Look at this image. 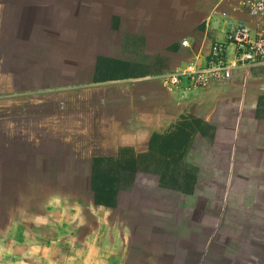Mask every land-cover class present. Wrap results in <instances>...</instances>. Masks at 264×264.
<instances>
[{"label":"crops","instance_id":"1","mask_svg":"<svg viewBox=\"0 0 264 264\" xmlns=\"http://www.w3.org/2000/svg\"><path fill=\"white\" fill-rule=\"evenodd\" d=\"M234 6L0 0V98L33 99L0 112V264H264V66L190 101L159 78L203 64L225 36L216 16L247 17ZM48 9L71 22L55 42L67 75L51 81L46 26L17 30ZM180 129L187 147L162 183L157 136ZM112 176L132 179L96 202L90 178Z\"/></svg>","mask_w":264,"mask_h":264},{"label":"built area","instance_id":"2","mask_svg":"<svg viewBox=\"0 0 264 264\" xmlns=\"http://www.w3.org/2000/svg\"><path fill=\"white\" fill-rule=\"evenodd\" d=\"M235 10L247 17L225 23V36L210 44L203 64L187 62L159 76L163 88L183 101L204 98L212 83L229 81L236 68L264 66V0H235ZM181 44L188 46L187 39Z\"/></svg>","mask_w":264,"mask_h":264},{"label":"rangeland","instance_id":"3","mask_svg":"<svg viewBox=\"0 0 264 264\" xmlns=\"http://www.w3.org/2000/svg\"><path fill=\"white\" fill-rule=\"evenodd\" d=\"M222 2H224V0H222ZM69 6V5H67ZM222 5H219L220 9ZM65 9H63V12L67 11L68 7H64ZM52 10H47L46 13H48V15L42 16V17H29V18H24V21L21 22L20 25H18L17 30H19V32H25V37L27 36V32L25 30H27V28H29V31L31 32L33 29L36 30L37 26H46V39L47 42L52 44L53 47L47 48L45 50L46 52V57L44 59V68L46 69V72L44 73V77H46V81L47 80H53L56 78H59L60 74L61 76H66L67 73H65L66 71H64V68L66 67V60L65 57L66 55H69L70 49H60V47H56V43L57 42H65L68 43L70 42V18L66 17V16H56V15H49V13H52ZM216 19L220 25V27H223L226 23L227 20H229V18L227 16L222 15V16H216ZM23 28L22 30H20V28ZM60 27L59 31L62 32H55V30ZM33 33V32H32ZM35 33L31 34L30 37V33H29V37H27V40H33L32 35H34ZM21 35V34H20ZM19 37V36H18ZM21 38V37H20ZM36 39V38H35ZM56 42V43H55ZM60 70V74L59 72H54V70ZM57 81V80H56ZM17 84L21 85V82H16ZM57 97L55 95H50V96H43L41 98H37L34 100V102L41 100L43 104H57ZM33 99H25L23 97H16V98H0V107H3V109H0L1 114L2 111L5 112V114L8 115H18V114H22L23 110H22V106L24 104H31L33 102H31ZM177 169H182L181 166H178ZM106 196V195H105ZM110 199V198H109Z\"/></svg>","mask_w":264,"mask_h":264},{"label":"trees","instance_id":"4","mask_svg":"<svg viewBox=\"0 0 264 264\" xmlns=\"http://www.w3.org/2000/svg\"><path fill=\"white\" fill-rule=\"evenodd\" d=\"M157 137L160 140L158 144L160 149L159 153L164 156L163 160L160 162V167L163 169V175L159 176V181L163 183V181L165 182L167 180L168 174H166V170L168 169V165L171 163V161H167V157H169V155H173L174 159L182 155L187 147L186 142L189 137V133L180 129L178 132H173L171 134L165 133ZM175 161L177 162V159H175ZM131 179V177L119 176L91 177L90 182L94 190V200L96 202L106 203L110 197L114 196L115 186L128 184ZM106 186L109 187V191H101Z\"/></svg>","mask_w":264,"mask_h":264}]
</instances>
